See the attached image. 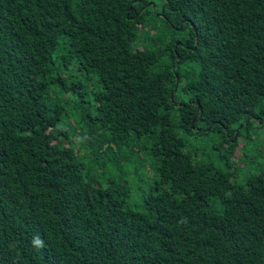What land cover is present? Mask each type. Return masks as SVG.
I'll use <instances>...</instances> for the list:
<instances>
[{
    "label": "trees",
    "instance_id": "1",
    "mask_svg": "<svg viewBox=\"0 0 264 264\" xmlns=\"http://www.w3.org/2000/svg\"><path fill=\"white\" fill-rule=\"evenodd\" d=\"M0 264H264V0H0Z\"/></svg>",
    "mask_w": 264,
    "mask_h": 264
},
{
    "label": "rangeland",
    "instance_id": "2",
    "mask_svg": "<svg viewBox=\"0 0 264 264\" xmlns=\"http://www.w3.org/2000/svg\"><path fill=\"white\" fill-rule=\"evenodd\" d=\"M195 144H197V145H199V146H202V145L204 144V141H199V142H197V143H195ZM241 146H242V143L240 142V143L238 144V147H241ZM237 156H239V152H236L235 157H237Z\"/></svg>",
    "mask_w": 264,
    "mask_h": 264
}]
</instances>
